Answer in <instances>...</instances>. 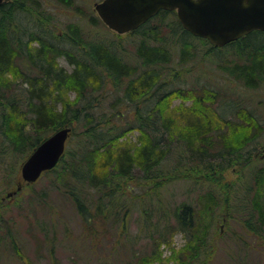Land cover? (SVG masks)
<instances>
[{
    "label": "trees",
    "instance_id": "1",
    "mask_svg": "<svg viewBox=\"0 0 264 264\" xmlns=\"http://www.w3.org/2000/svg\"><path fill=\"white\" fill-rule=\"evenodd\" d=\"M55 1L71 5L74 0ZM45 3L44 0H4L0 3V109L3 111L0 131L9 142L8 146L25 154H30L47 134L61 127L70 126L72 136L79 135L83 143L78 150L65 151L66 155L58 165L60 171L67 172L71 196L85 226L90 227L96 214L105 222L111 214L118 218L123 211V221H126L139 195L132 194L128 203L124 181L147 187L143 190L149 194L173 179L189 175L199 177V171L205 172L203 177L207 180L221 183L222 173L229 167L248 164L251 151L246 155L243 150L264 131V124L253 110L246 107L235 110L236 119L215 110L217 91L207 86L163 89L153 102L159 90L154 88L161 78L156 64L167 62L171 52L167 46L168 38H162L161 25L147 29V24L171 11L162 10L141 27L126 33L142 37L136 47L142 66L146 67L142 71L138 65L128 64L123 59L119 53L123 49L114 40L88 38L79 24L71 23L62 35L56 34L53 25L50 26L52 21L46 14ZM75 8L91 24H104L98 15L87 11L83 5L77 4ZM172 13L177 19L172 33L186 40L180 49L181 61L188 60L193 54V44H208L209 51L220 49L184 29L177 13ZM258 34H264V31L255 30L226 45L236 47L238 52L241 48L252 49V54L240 52L246 59L242 65L226 67L231 76L243 79L249 87H255L264 79V44L257 45L252 41ZM52 35L60 38L59 43L51 39ZM195 38L201 39L200 43ZM60 56H65L73 65L72 71L59 65L57 58ZM128 77L130 80L122 88ZM15 87L25 92L23 99L14 95ZM110 87L123 90L112 102L113 109H117L116 105L123 99L128 105L132 102L127 114L124 113L127 126L115 134L111 133L112 128L105 120L107 112L97 116L100 101ZM101 90V96H96ZM71 93H75L74 98ZM176 96L190 98L193 102L188 107L171 108L170 101ZM174 113L180 118H172ZM116 114L120 113L112 112L108 119ZM179 125L180 138L186 147L181 156L186 159L190 151L189 158L194 164L184 173L163 167L170 157L171 144L162 145L163 136L157 133L162 129L171 139L174 134H170L171 130ZM79 126L81 130L77 131L75 128ZM133 129L140 131L136 140L126 136ZM215 151L221 153L220 160L214 159L215 155L220 156ZM260 171L263 174L264 168ZM262 174H256L257 183L241 188H233L234 184L227 183L223 188L225 207L246 212L245 228L249 232L264 224V203L258 200L259 194L264 195ZM132 189L129 190L131 193ZM82 190L86 191L84 197ZM91 190L98 191L96 201H87L86 195H90ZM189 210V205L184 206L177 213L178 219L182 227L194 228V217L186 218ZM212 251L215 252L214 246Z\"/></svg>",
    "mask_w": 264,
    "mask_h": 264
},
{
    "label": "rangeland",
    "instance_id": "2",
    "mask_svg": "<svg viewBox=\"0 0 264 264\" xmlns=\"http://www.w3.org/2000/svg\"><path fill=\"white\" fill-rule=\"evenodd\" d=\"M44 1L46 14L52 21L50 26L53 25L56 34L62 35L71 23L79 24L88 38L109 42L114 40L123 49L119 53L128 64L138 65L142 71L146 69L136 52L137 44L142 39L139 34H118L104 22L102 25H93L81 17L75 8L80 4L87 11L98 15L95 3L101 0H74L71 5L55 0ZM172 12L162 13L147 24V29L161 25L162 38H168L167 46L171 52L167 62L156 64L161 78L154 88L159 90L153 102L163 89L207 86L217 91L215 110L234 117L235 110L246 107L253 110L264 124V79L255 87H249L243 79L231 76L226 70V67L237 63L242 65L246 59L241 57L240 52L250 54L252 49L241 48L238 52L234 46H223L209 51L208 44H193V54L188 60L181 61L180 49L186 40L172 33V26L177 23L176 14ZM187 38L192 39L189 35ZM51 39L58 43L60 41L54 35ZM252 39L254 44H264V34ZM200 40L195 38L198 43ZM78 54L81 55V51ZM57 61L60 66L72 71L73 65L65 56L58 57ZM129 80L130 77L125 79L122 88ZM122 88H107V95L102 98L97 109V116L103 112H107L108 116L112 112L120 113L110 120L108 116L105 119L113 134L127 126V115L124 113L127 114V110L132 107L131 101L128 105L123 99L116 105L117 109L112 108L111 104L122 94ZM24 93L20 87L14 88L15 96L23 99ZM101 94L102 90L96 96ZM71 97L74 98L75 93H71ZM192 102L190 98L176 96L170 105L171 108L188 107ZM2 112L0 109V114ZM172 118L180 117L174 113ZM173 128L171 139L162 129L157 132L160 137L163 136L162 145L171 144L170 157L163 167L179 173L188 172L194 165L189 158L191 153L188 151V157L182 158L181 152L186 147L180 138L181 128L180 125ZM75 129L80 131L81 126ZM72 134L66 144L67 152L70 149L78 150L83 143L79 135ZM139 135L140 131L133 129L126 136L136 140ZM8 143L0 131V264H264V224H259L256 231H247L244 221L246 212L228 210L224 205L223 190L227 183L234 184L233 188L257 183L255 176L259 172L262 174L260 170L264 168V131L243 150L246 155L251 151L248 164L229 167L222 173L221 183L207 180L203 177L205 172L199 171V177H179L165 183L156 192L146 194L143 189L147 187H137L134 183L124 181L128 203L132 194L139 195L134 200L133 212L127 215L126 221H123V211L118 218H113L111 214L105 222L96 214L90 227L85 226L78 213L71 196L67 172L60 171L59 165L44 172L36 182L25 184L13 197H6L7 192L16 189L22 180V163L29 155L14 150ZM214 153L220 155H215L214 159L220 160L221 153ZM260 179L264 187V173ZM131 189L132 193L129 191ZM85 192L82 190V197ZM261 195L258 200L264 203V195ZM98 196V191L91 190L86 198L87 201H96ZM186 205L190 206V214L186 218L194 217V228L180 225L177 213ZM93 208L95 210V206ZM213 246L215 252H211Z\"/></svg>",
    "mask_w": 264,
    "mask_h": 264
},
{
    "label": "water",
    "instance_id": "3",
    "mask_svg": "<svg viewBox=\"0 0 264 264\" xmlns=\"http://www.w3.org/2000/svg\"><path fill=\"white\" fill-rule=\"evenodd\" d=\"M95 9L101 20L119 34L139 28L161 10H176L184 29L217 47L254 30L264 31V0H101L95 3ZM71 132L70 126L62 127L39 143L22 164L23 181H37L60 162ZM22 186L19 183L16 190ZM16 190L7 195L12 196Z\"/></svg>",
    "mask_w": 264,
    "mask_h": 264
},
{
    "label": "flooded vegetation",
    "instance_id": "4",
    "mask_svg": "<svg viewBox=\"0 0 264 264\" xmlns=\"http://www.w3.org/2000/svg\"><path fill=\"white\" fill-rule=\"evenodd\" d=\"M21 182H22V181H21ZM21 182H20V183H21ZM6 197H7V196H6ZM4 198H5V197H3V198H1V199L3 200ZM0 201H1V200H0Z\"/></svg>",
    "mask_w": 264,
    "mask_h": 264
}]
</instances>
